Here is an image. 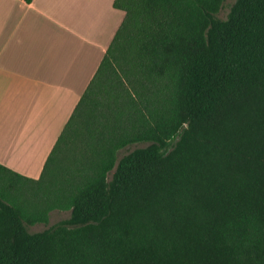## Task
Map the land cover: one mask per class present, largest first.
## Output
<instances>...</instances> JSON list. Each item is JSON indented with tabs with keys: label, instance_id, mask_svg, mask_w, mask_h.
<instances>
[{
	"label": "trees",
	"instance_id": "trees-1",
	"mask_svg": "<svg viewBox=\"0 0 264 264\" xmlns=\"http://www.w3.org/2000/svg\"><path fill=\"white\" fill-rule=\"evenodd\" d=\"M225 1L114 0L39 177L0 165V264H264V0Z\"/></svg>",
	"mask_w": 264,
	"mask_h": 264
},
{
	"label": "crops",
	"instance_id": "crops-1",
	"mask_svg": "<svg viewBox=\"0 0 264 264\" xmlns=\"http://www.w3.org/2000/svg\"><path fill=\"white\" fill-rule=\"evenodd\" d=\"M114 0H0V165L37 179L124 14Z\"/></svg>",
	"mask_w": 264,
	"mask_h": 264
},
{
	"label": "rangeland",
	"instance_id": "rangeland-1",
	"mask_svg": "<svg viewBox=\"0 0 264 264\" xmlns=\"http://www.w3.org/2000/svg\"><path fill=\"white\" fill-rule=\"evenodd\" d=\"M234 2V0H226L222 9L220 10L218 17L221 19H225L226 15L228 14L230 5ZM69 217V212H61V211H53L49 215V220L47 225L38 224L35 226L29 227L31 232H38L42 231L43 229L61 221L67 219Z\"/></svg>",
	"mask_w": 264,
	"mask_h": 264
}]
</instances>
